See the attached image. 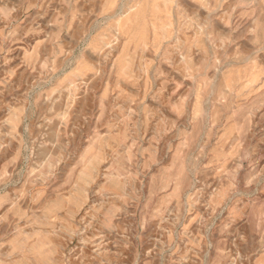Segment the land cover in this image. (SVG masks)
<instances>
[{"label":"rangeland","instance_id":"rangeland-1","mask_svg":"<svg viewBox=\"0 0 264 264\" xmlns=\"http://www.w3.org/2000/svg\"><path fill=\"white\" fill-rule=\"evenodd\" d=\"M0 264H264V0H0Z\"/></svg>","mask_w":264,"mask_h":264}]
</instances>
